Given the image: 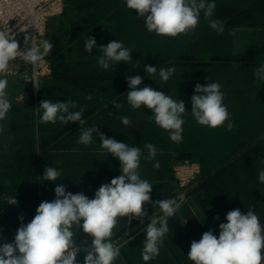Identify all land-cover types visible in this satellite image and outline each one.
Listing matches in <instances>:
<instances>
[{"label":"trees","instance_id":"trees-1","mask_svg":"<svg viewBox=\"0 0 264 264\" xmlns=\"http://www.w3.org/2000/svg\"><path fill=\"white\" fill-rule=\"evenodd\" d=\"M215 4L213 16L206 19L201 14L194 31L166 37L149 32L144 18L127 8L125 0H65L64 11L47 25L46 40L54 45L47 54L52 73L42 79L38 94L30 83L7 76L11 109L0 122L4 127L0 133V244L13 241L21 214L26 224L42 201L55 199L56 186L65 185L67 191L83 192L91 199L102 184L121 174L119 159L101 147L97 134L85 146L78 142V123L41 122L38 107L44 99L76 102L78 107L70 110L83 108L86 126L96 124L107 137L140 147L139 171L153 185V202L180 200L181 187L173 171L176 164L193 160L200 165L181 208L169 218L170 230L159 255L148 262L141 256L143 229L153 213L161 214L149 204L143 224L118 218L113 241L133 239L114 264H192L187 256L191 242L199 241L209 229L218 237L219 224L226 223L227 213L237 208L242 213L252 208L264 224V184L258 179L264 169V82L254 76L264 64V0H215ZM209 19L222 21L224 32L213 30ZM243 30L247 38L239 45L237 35ZM25 36H16L22 49L31 44L24 45ZM88 36L95 37L97 46L122 42L132 49V61L114 65V71L102 69L97 62L99 49L85 51ZM145 64L156 66L157 74L149 76ZM170 67L176 72L167 82L161 81L159 70ZM135 75L143 77L139 88L150 86L185 102L180 143L171 141L169 132L154 122L150 109H132L127 103L126 76ZM212 82L220 83L224 93L223 102L234 122L230 132L226 125L201 126L191 114L195 85ZM115 103L122 107L117 109ZM122 116L131 124L125 126ZM146 144L156 147L155 160L146 159ZM156 161L159 169L153 167ZM47 166L62 170L57 181L42 180ZM15 195L18 205L5 202V196ZM85 239L91 244V237L82 231L77 234L78 244ZM84 255L77 254L78 264H83Z\"/></svg>","mask_w":264,"mask_h":264},{"label":"clouds","instance_id":"clouds-1","mask_svg":"<svg viewBox=\"0 0 264 264\" xmlns=\"http://www.w3.org/2000/svg\"><path fill=\"white\" fill-rule=\"evenodd\" d=\"M125 4L135 10L138 17L144 18L149 32L166 37L189 34L196 29L201 14L206 19L211 18L216 7L215 0H125ZM209 26L218 34L224 32L222 21L209 19ZM30 40V46L22 49L16 35L0 30V122L6 119L11 109L6 74L12 62L19 57L25 63L36 66L54 47L49 40L36 43L29 36H25L24 45H28ZM94 48L101 53L97 62L104 70L114 71V65L132 61V49L118 40L110 41L106 46H97L95 37L88 36L85 51L92 53ZM144 71L153 76L157 74V67L145 64ZM175 72V67L161 68L158 75L161 81L167 82ZM254 76L258 82H264V64L256 68ZM142 81L141 75L126 76L129 88L127 103L132 109H141L142 106L150 109L154 122L169 132L171 141L180 143L183 139L185 102L150 86L139 88ZM87 99L91 100L92 96ZM224 99L220 83H197L191 96V114L201 126L218 128L226 125V131L230 132L234 122L230 119ZM114 106L117 109L122 107L119 103ZM77 107L74 101L54 103L44 99L38 109L42 110L41 122L78 123L81 133L78 142L85 146L93 143L94 133L97 134L101 147L119 159L121 174L112 178L110 183L102 184L91 199L83 192L73 194L67 191L65 185L56 186L55 199L42 201L30 222L25 224L22 214L18 217L21 223L13 241L0 244V264H78L77 254L80 252L85 253L83 264H114L121 257V249L133 239L129 237L123 243L113 241L118 218L128 217L130 223L137 219L143 224L148 217L146 206L149 204L158 208L161 214L153 213L143 229L145 238L141 256L143 261L148 262L159 255L163 239L170 230L169 218L181 208L183 200L168 198L153 202L150 195L153 185L142 179L139 171L141 148L107 137L96 124L86 126V119L82 118L84 109L70 110ZM120 119L125 126L131 124L127 116ZM3 131L4 127L0 124V133ZM145 147L148 151L146 159L155 160L156 147L152 144ZM153 167L159 169V161ZM61 175L62 170L47 166L42 180L55 182ZM258 179L264 184V169L259 171ZM4 200L9 205H18L16 195L5 196ZM215 219L219 220V216ZM225 219L226 223L219 224L218 237L213 229H209L199 241L191 242L187 256L192 264H262L264 224L254 210L249 208L242 213L237 208L229 211ZM81 231L92 238L91 244L86 239L77 243V234Z\"/></svg>","mask_w":264,"mask_h":264},{"label":"built area","instance_id":"built-area-1","mask_svg":"<svg viewBox=\"0 0 264 264\" xmlns=\"http://www.w3.org/2000/svg\"><path fill=\"white\" fill-rule=\"evenodd\" d=\"M64 4L65 0H0V30L16 36L27 35L40 43L46 40L49 20L64 11ZM51 73L52 64L47 56L38 65L29 67H25L18 57L6 76L19 77L30 83L34 94H38L42 79ZM173 171L181 187L180 199L184 200L190 184L200 173V165L196 161L185 160L176 164Z\"/></svg>","mask_w":264,"mask_h":264},{"label":"rangeland","instance_id":"rangeland-1","mask_svg":"<svg viewBox=\"0 0 264 264\" xmlns=\"http://www.w3.org/2000/svg\"><path fill=\"white\" fill-rule=\"evenodd\" d=\"M237 38H238V43L240 45L247 38V32H246V30L239 31V33L237 35ZM18 99L21 100L22 99V96L19 95L18 96Z\"/></svg>","mask_w":264,"mask_h":264}]
</instances>
